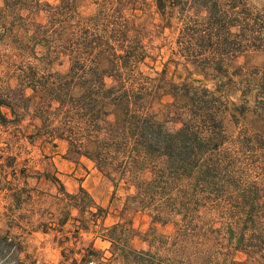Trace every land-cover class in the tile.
Instances as JSON below:
<instances>
[{
  "label": "rangeland",
  "instance_id": "rangeland-1",
  "mask_svg": "<svg viewBox=\"0 0 264 264\" xmlns=\"http://www.w3.org/2000/svg\"><path fill=\"white\" fill-rule=\"evenodd\" d=\"M249 1L259 10L264 8V0ZM58 3L59 0H0L3 95H7L9 87L16 88L14 63H31L46 72L43 63L48 60L33 59L28 52L33 43L30 37L37 24L47 23V5ZM78 11L85 18L98 14L96 24L100 29L128 20V31L120 34L143 43L151 51V58L141 67L144 77L155 79L166 70V79L175 83L189 82L212 90L225 83L212 76L206 78L174 55L177 23L173 22L171 29L162 26L156 0H83ZM76 30L65 32V45L84 46L85 29H78V35ZM95 35L102 33L96 31ZM108 36L113 39L111 43L119 39L111 31ZM35 51L37 57L45 53L42 47ZM235 65L244 76L234 78L227 88L222 85L220 93L223 100L235 103L224 119L227 134L224 130L220 142L211 139L193 146V168L191 173L186 172L187 177L173 175L169 159H160L165 173L156 185L159 195L154 198L149 192L147 207L142 210L130 200L136 192L134 184L119 179L115 173L107 177L93 161L70 150L66 141H54L33 106L28 110L17 108V117L2 108L10 121L0 123V264H73L75 259L83 264L81 258L90 247L100 253L87 264H123L120 256H112L111 244L104 237L107 229L130 220V245L135 250L148 251V263L157 259L167 263L166 257L176 256L183 264H264V253L253 252L264 249V169L260 163L264 155V94L257 90L250 93L244 82L254 73L264 76V48L240 56ZM49 69L66 74L70 63L67 59L56 61ZM20 95L14 91L10 97L17 102ZM171 102L172 97L165 95L163 105L156 101L153 110L165 112L164 105ZM242 107L246 109L244 114ZM166 126L172 130L174 123L167 121ZM149 164L139 175L140 180H154L152 165L156 164L152 160ZM80 188L90 194L93 203L107 210L104 219L100 214L92 216L97 213L93 204L82 212V207L75 206L65 194H77ZM160 204L181 214L163 223L154 210ZM250 208L252 216L246 217L245 209ZM185 212L190 223L188 234H179L175 222ZM64 219L67 222L61 224ZM75 219H82L88 226L79 231L80 240L76 242ZM242 235L245 240L239 243ZM5 237L12 242L7 244ZM174 249L177 255L169 252Z\"/></svg>",
  "mask_w": 264,
  "mask_h": 264
},
{
  "label": "trees",
  "instance_id": "trees-1",
  "mask_svg": "<svg viewBox=\"0 0 264 264\" xmlns=\"http://www.w3.org/2000/svg\"><path fill=\"white\" fill-rule=\"evenodd\" d=\"M82 1L59 0L56 6L47 5V23L36 25L30 37L32 48L28 51L33 59L48 60L43 63L46 72L27 62L13 64L16 70L12 76L17 84L15 89H7V95L0 91V123L10 121L2 108H8L17 117V108L28 110L33 106L36 117L54 141H66L70 150L93 161L107 177L115 173L119 179L134 184L136 192L130 200L142 210L147 207L149 192L154 198L159 195L156 185L165 173L160 159H169L173 175L187 177L186 172L191 173L193 168V146L211 139H215L211 142L221 141L225 116L231 113V106H235L223 100L222 85L227 88L235 82L234 78L244 76L242 69L235 65L240 56L264 48V8L257 9L249 0H156L162 26L171 29L173 22L177 23L174 55L183 58L206 78L225 80L212 90L203 85L167 80L166 70L155 79L144 77L141 67L151 58V51L143 43L120 34L128 31V20H119L113 27L100 29L96 24L98 14L85 18L79 13ZM69 29H77V35L78 29H85L83 47L65 45V32ZM96 31L102 33L97 35L98 39ZM110 31L118 34L119 39L114 43L108 36ZM36 47L45 50L42 57H37ZM66 59L70 63L68 73L49 69L50 64ZM244 82L250 93L257 90L264 94V76L254 73ZM14 91L21 94L17 102L10 97ZM165 95L171 96L172 102L164 105L165 112H155L153 104L159 101L163 105ZM242 108L244 114L246 109ZM167 121L174 123L172 130L167 128ZM261 157L264 169V155ZM150 160L156 164L152 165L155 178L151 182L140 180L139 175L149 167ZM65 194L75 206L82 207V212L93 204L97 213L92 216L106 217L107 210L93 203L84 188L77 194ZM154 208L163 223L181 214L164 204ZM245 210L246 217L252 216V208ZM185 214L175 222L179 234H188L190 223ZM66 222L64 219L61 224ZM74 222L78 224L74 231L76 242L80 240L79 231L87 230L88 226L82 219ZM132 232L130 220L107 229L104 237L111 244L112 256H120L123 264H183L176 256L166 257L167 263L163 259L148 263L145 259L150 254L148 251L131 247L129 236ZM4 239L7 244L12 242L8 237ZM244 240L242 235L239 243ZM169 252L178 254L176 249ZM253 252L262 254L264 249ZM99 253L90 247L81 262L93 263L91 259ZM157 256L156 253L154 257ZM2 258L0 254V260ZM78 262L75 259L73 264Z\"/></svg>",
  "mask_w": 264,
  "mask_h": 264
}]
</instances>
